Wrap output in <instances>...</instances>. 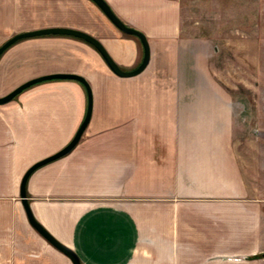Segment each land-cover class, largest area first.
Listing matches in <instances>:
<instances>
[{"label": "crops", "instance_id": "0c3cea01", "mask_svg": "<svg viewBox=\"0 0 264 264\" xmlns=\"http://www.w3.org/2000/svg\"><path fill=\"white\" fill-rule=\"evenodd\" d=\"M31 1L44 11L45 0H0V45L54 25L93 34L72 18L31 20L40 18ZM107 1L150 46L151 35L180 34L179 0ZM166 43L165 57L151 46L140 73H115L116 89L100 52H79L71 35L22 38L0 55V96L54 72L83 74L93 90L77 145L29 175L31 210L83 264H264V187L255 184V160L238 148L233 95L210 76L185 89L177 62L185 44ZM104 45L120 65L140 59L134 39ZM87 108L86 87L68 78L37 82L0 104V264H74L29 221L21 181L71 141Z\"/></svg>", "mask_w": 264, "mask_h": 264}, {"label": "rangeland", "instance_id": "374dc122", "mask_svg": "<svg viewBox=\"0 0 264 264\" xmlns=\"http://www.w3.org/2000/svg\"><path fill=\"white\" fill-rule=\"evenodd\" d=\"M42 5L30 2V7L40 9V18L35 12L31 20L75 19L110 49L118 39H134L140 59L135 65L121 67L133 69L142 62L141 39L121 31L93 0H45L44 11ZM178 15V36H150L153 56L165 57L166 42H182L185 50L177 54V62L183 69L185 89L198 88L210 76L215 88L233 95L238 148L255 160V184L264 187V0H179ZM72 38L79 52L90 55L88 45L97 51L84 39ZM110 71L108 88L116 89L119 82Z\"/></svg>", "mask_w": 264, "mask_h": 264}, {"label": "water", "instance_id": "95a60500", "mask_svg": "<svg viewBox=\"0 0 264 264\" xmlns=\"http://www.w3.org/2000/svg\"><path fill=\"white\" fill-rule=\"evenodd\" d=\"M100 8L101 10L107 15V17L123 32L131 35H135L139 37L142 41V44L144 46V57L142 62L133 69H124L121 67V65L114 59V57L111 55V53L108 51L104 43L97 38L95 35L80 29L76 27L71 26H62V25H54V26H47V27H41L37 29H31L26 31L18 32L14 35H12L10 38H8L4 43L0 45V55L13 43L18 41L19 39L26 38V37H32V36H39V35H49V34H63V35H71L75 36L81 39H84L85 41L91 43L102 55L107 65L111 68V70L120 75V76H132L135 74L140 73L143 71L146 66L148 65L150 58H151V46L149 39L147 35L140 30L139 28L127 24L119 15L115 12V10L112 8V6L109 4L107 0H93ZM54 78H68V79H76L84 84V86L87 89L88 93V108L86 115L80 124L77 132L75 133L74 137L71 139V141L65 145L62 149L57 151L56 153H53L36 163H34L24 174L22 181H21V198L22 202L24 204L27 216L29 218V221L31 224L37 229L39 233H41L49 242H51L55 247L60 249L62 252H64L66 255H68L74 264H83L79 255L70 247L59 241L54 235H52L34 216L31 207L30 202L28 200L27 191H26V184L27 180L29 178V175L35 170L37 167L41 166L42 164H45L53 159H56L69 151H71L79 142L81 136L83 135L85 129L87 128V125L91 119L92 115V109H93V90L91 87V84L89 83L88 79L80 73L75 72H54V73H47L43 75H39L36 77H33L31 79H28L27 81L21 83L17 87H15L13 90H11L9 93L0 96V104L5 103L12 98H14L18 93H20L25 88L48 79H54Z\"/></svg>", "mask_w": 264, "mask_h": 264}]
</instances>
